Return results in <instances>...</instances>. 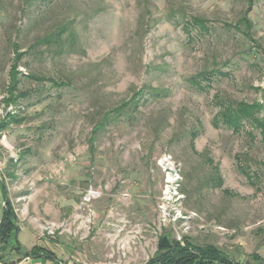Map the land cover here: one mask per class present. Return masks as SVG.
Returning a JSON list of instances; mask_svg holds the SVG:
<instances>
[{
	"label": "rangeland",
	"instance_id": "rangeland-1",
	"mask_svg": "<svg viewBox=\"0 0 264 264\" xmlns=\"http://www.w3.org/2000/svg\"><path fill=\"white\" fill-rule=\"evenodd\" d=\"M249 1L247 28L237 21ZM207 71L204 90L191 85ZM139 91L135 109L110 114ZM215 94L260 103L264 118V0H0V180L24 250L144 264L167 234L264 264L262 132L215 127ZM164 152L178 163L175 195L156 164Z\"/></svg>",
	"mask_w": 264,
	"mask_h": 264
},
{
	"label": "trees",
	"instance_id": "trees-1",
	"mask_svg": "<svg viewBox=\"0 0 264 264\" xmlns=\"http://www.w3.org/2000/svg\"><path fill=\"white\" fill-rule=\"evenodd\" d=\"M250 1L248 2V7L244 11V15L241 16L237 24H244L247 28L250 27V21L247 17V12L250 10ZM193 22L199 26L201 29H205V24L202 19L193 18ZM64 29H60L56 33V37L60 38ZM44 42H49L51 38L45 39ZM49 40V41H47ZM22 53L18 52L16 49L14 51V58L11 63L9 70V85L8 92L13 93L17 89L18 78H17V64ZM211 72H199L190 77L189 81L191 85L196 87L199 90H204L206 85L202 84V80H208V75ZM23 94L22 92H18ZM141 92L135 93L130 99L125 102H122L117 108L111 109L115 113V116L120 115L123 111L129 109L130 107L136 108L138 99L136 96ZM10 95V94H9ZM9 100L15 101L16 96H9ZM14 97V98H13ZM216 102L219 105V110L213 118V125L216 127L219 124H223L226 127L230 128L233 132H238L243 124V122H254L260 131L262 132V139L264 140V118H257L255 112L260 110V103H246V102H237L235 105L223 100L218 94H215ZM130 110V109H129ZM111 118L108 113H105L103 118L100 121L99 125H102L109 121ZM10 123L5 119L0 120V132ZM97 125L93 129V134L97 131ZM217 171V168H214ZM0 189L4 201V206L0 215V256H2L6 249L14 248L11 245V235L14 231L17 230L16 224V213L13 206L8 198V193L6 186L3 181L0 182ZM27 256L33 257H43L45 260L49 261L51 264L57 263V257L55 253L51 250H42L39 247L34 246L29 252L26 253ZM145 264H241L233 259L229 258L224 254L219 248L212 245H192L186 239L184 241H178L174 239H169L167 234L160 235L157 241V248L153 256H151Z\"/></svg>",
	"mask_w": 264,
	"mask_h": 264
},
{
	"label": "built area",
	"instance_id": "built-area-1",
	"mask_svg": "<svg viewBox=\"0 0 264 264\" xmlns=\"http://www.w3.org/2000/svg\"><path fill=\"white\" fill-rule=\"evenodd\" d=\"M156 164L164 173L165 194L172 192L175 195L176 187L181 180L178 163L169 153L164 152L157 158Z\"/></svg>",
	"mask_w": 264,
	"mask_h": 264
},
{
	"label": "crops",
	"instance_id": "crops-1",
	"mask_svg": "<svg viewBox=\"0 0 264 264\" xmlns=\"http://www.w3.org/2000/svg\"><path fill=\"white\" fill-rule=\"evenodd\" d=\"M11 175V174H10ZM0 182H1V180H0ZM5 184V186H7L6 185V183H4ZM8 189V188H7ZM8 191V190H7ZM9 196V195H8ZM0 200H1V205H2V208H3V206H4V201H3V197H2V193H1V189H0ZM3 203V204H2ZM1 212H2V209L0 210V215H1ZM16 224H17V230L16 231H14L13 233H12V235H11V240H10V243H11V245H13L14 246V248H8V249H6V251H5V253H4V255H3V257H5L6 255V253L8 252V251H16L17 253L18 252H22L23 253V256L24 257H26V258H30L31 260H33L34 262H37V263H39V264H51L49 261H47V260H45L43 257H33V256H27L26 255V253L27 252H29L34 246H36V247H39V248H41L42 250H51V251H53L54 253H55V255H56V257H57V262L59 261V258H60V256H59V250L58 249H54V250H52V249H47V248H44V247H40V246H38V245H32L30 248H29V250H24V248H23V246H22V241H21V239H20V234H21V231H22V229L20 228V224H19V222H18V216H17V214H16ZM147 262V261H146ZM145 262V263H146ZM144 263V264H145ZM63 264V263H62Z\"/></svg>",
	"mask_w": 264,
	"mask_h": 264
}]
</instances>
